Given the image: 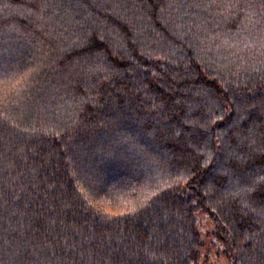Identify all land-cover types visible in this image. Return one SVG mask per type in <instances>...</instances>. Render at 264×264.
<instances>
[{"label":"trees","instance_id":"obj_1","mask_svg":"<svg viewBox=\"0 0 264 264\" xmlns=\"http://www.w3.org/2000/svg\"><path fill=\"white\" fill-rule=\"evenodd\" d=\"M0 264H264V0H0Z\"/></svg>","mask_w":264,"mask_h":264},{"label":"rangeland","instance_id":"obj_2","mask_svg":"<svg viewBox=\"0 0 264 264\" xmlns=\"http://www.w3.org/2000/svg\"><path fill=\"white\" fill-rule=\"evenodd\" d=\"M202 248L198 264H228L224 246L218 240L216 226L204 211L195 213Z\"/></svg>","mask_w":264,"mask_h":264},{"label":"snow or ice","instance_id":"obj_3","mask_svg":"<svg viewBox=\"0 0 264 264\" xmlns=\"http://www.w3.org/2000/svg\"><path fill=\"white\" fill-rule=\"evenodd\" d=\"M7 81L3 78H0V84H5Z\"/></svg>","mask_w":264,"mask_h":264}]
</instances>
